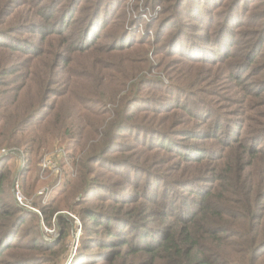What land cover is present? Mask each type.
<instances>
[{
  "label": "trees",
  "instance_id": "obj_1",
  "mask_svg": "<svg viewBox=\"0 0 264 264\" xmlns=\"http://www.w3.org/2000/svg\"><path fill=\"white\" fill-rule=\"evenodd\" d=\"M127 1L0 0V264H59L77 206L70 264H264V0H160L178 23L154 40L133 34ZM185 29L207 46L174 50ZM163 50L195 74L148 77ZM57 142L62 182L40 216L17 204L8 159L23 150L25 192L32 154Z\"/></svg>",
  "mask_w": 264,
  "mask_h": 264
},
{
  "label": "rangeland",
  "instance_id": "obj_2",
  "mask_svg": "<svg viewBox=\"0 0 264 264\" xmlns=\"http://www.w3.org/2000/svg\"><path fill=\"white\" fill-rule=\"evenodd\" d=\"M153 2L155 5V9H151L152 12L147 11V9H146L147 7L143 6L142 2H136V0H128L123 11L120 12V13L127 12V15H126L127 21L131 20V18H133V17H139L140 16V19L143 18V21L141 20V25H139V26L136 25V27L134 29V30H138L139 32H135L133 30V34H136V33L139 34L140 38H144L148 34H150L151 37L149 38V40H154V38L157 34L160 37V31H161V35L163 38V36L165 35L166 32H168V30L171 28V26L176 25L178 23V20L176 17L178 13L177 14L173 13V14H170L166 17L164 15L160 14L162 11H164L166 9V6L170 5V3H166V4L164 3V4L160 5V0H153ZM138 5H140V6H139L138 10H136V8H137L136 6H138ZM149 7H151V6H149ZM140 11H141L140 15H136V13H138ZM181 12H186V11H184V10L179 11V13H181ZM150 13L154 14V16H156V17H163L162 18L163 21L156 22L154 25H152V23H151L149 26H147L146 20H147V16H149ZM185 17L187 19L182 17L184 20V23L188 22L189 26H191V24H198L199 27H197V28L201 29V31L198 33L197 36L198 37L200 36L199 37L200 40L205 39L204 37L206 34L208 37V35L210 33H208L206 31V25L204 23H200V22L192 19L188 14H185ZM185 20H186V22H185ZM137 26L139 29L137 28ZM146 26H147V28H146ZM189 26H187V27H189ZM145 28H146V30L149 29L150 32L146 31ZM192 34L193 33L191 30L185 29L182 32V35L180 36L181 38L179 37L180 39L178 40V42L175 43V44H177V48L174 50L185 51L187 46L186 47L184 46V49H183L181 47V45L184 42H190L193 44V41H190V39H195V42L197 44H200V45H202L205 42L204 41L202 43V41H198L196 39V37L193 36ZM145 39L148 40L147 38H145ZM182 39H184V40H182ZM167 40H168V35L164 39V41L167 42ZM152 42H155L157 47L162 46V41H152ZM204 44H205V46H207L208 43H204ZM151 46H152V49L155 52H157V50L154 49V46L153 45H151ZM153 50H152V52H153ZM160 52H161V50H160ZM165 55H167V53L165 50H163V53H161V55L159 54L152 59L154 64L158 63V60H159V63L163 64V68H160L159 71L151 70V72L146 74L148 77L160 78V80H162L164 83L172 82L173 84L178 85L177 81L178 82L181 81L182 77L186 78L187 76H189L191 74H193V75L195 74L193 69L191 68L190 64H188L186 62H183V64L180 63V60H182V59L178 54H175V55L172 54L174 57H167ZM173 89L177 91L176 88H170V90H173ZM147 92H151V90H149ZM169 99H172V97ZM65 146H66V143L57 142L55 144V146L52 147L50 150H48L47 153L42 158L40 157L41 155L37 156V154H32L33 157L31 159L29 166H28L32 170L30 169L31 172L27 175V178L25 179L26 181L24 182L25 183V188H24L25 192H23V190H22V192L26 198V202L29 203L31 206L33 205L35 208L39 209L40 211H41L40 206L35 205L36 202L37 203L39 202L40 204H45L46 202H48L50 200V198H52V196H54L57 193V192H55V189L62 182L63 171H62L61 163H62V161L65 160V156L67 154V152L65 150ZM8 147L9 146L2 147L0 149V152L2 151L3 148L4 149L7 148L6 150L8 151L9 150ZM56 149L61 150L62 153L57 154ZM11 150H13V151L9 155L10 159H8V160H9V164L12 167L13 172H14V183H15V180H18L20 185H22L24 179H23V177H20V174H21V171L25 168V161L23 162V160H25L24 159L25 155L23 153V150L19 151V149L17 147H12ZM52 150H55V151H52ZM6 154L7 153H3L2 156H0V158L5 156ZM47 154H50L51 156L55 157L54 161H55V163H57V167L59 169H61L62 175H56V174L52 173L50 170H46V171L42 170L41 163ZM67 170H69V163L66 166L65 172H67ZM33 175H35L38 179V181H36L35 183H33V180H32ZM21 181H22V184H21ZM13 187H14V184H13ZM21 189H22V186H21ZM40 191H44L43 194H39ZM12 192H14L13 188H12ZM80 208H81L80 206L75 207V211L70 210L68 208H63L64 210H68L69 212L67 211V213H69L73 218L75 216V218H74L75 227L72 228L71 232L68 235V242H67L68 252L61 257L59 264H68V262L71 260L73 255H76L79 252L78 251L79 242H80V238L82 235V226H81L82 220L80 221L81 218L78 214ZM26 209L32 210L30 208H26ZM63 212H65V211H63ZM63 212H61V213H63ZM78 220L80 221V223L78 222ZM44 226H48V225H45L44 223H42V228L44 231V236H43L44 239L47 241L54 242L60 235L58 224H57L58 235L56 238L49 236L45 232ZM48 227H52V225H49ZM77 239H78V244H77V247L75 248L74 246H75V243L77 242Z\"/></svg>",
  "mask_w": 264,
  "mask_h": 264
},
{
  "label": "built area",
  "instance_id": "obj_3",
  "mask_svg": "<svg viewBox=\"0 0 264 264\" xmlns=\"http://www.w3.org/2000/svg\"><path fill=\"white\" fill-rule=\"evenodd\" d=\"M56 151H57V154L62 153V151L59 150V149H56ZM3 153H8V151L6 149H3L0 152V156H2ZM54 159H55V157L51 156L50 154H47L44 157V159H43V161L41 163V168H42V170H45V171L46 170H50L52 173H54L56 175H62L61 174V169H59L57 167V163H55ZM24 161L25 160H23V162ZM13 191H14V195H15L17 204L19 206H21L23 208H30L34 212H36L37 214L42 216V212L39 209L35 208L33 205L31 206L29 203L26 202V198H25V196H24V194L22 192L21 185H20L18 180H15ZM43 192L44 191H40L39 194H43ZM74 218H75V216H74ZM78 222L80 223L79 220H78ZM44 230L49 236L56 238L57 235H58V228H57L56 218H54V220H53L52 227L44 226Z\"/></svg>",
  "mask_w": 264,
  "mask_h": 264
},
{
  "label": "water",
  "instance_id": "obj_4",
  "mask_svg": "<svg viewBox=\"0 0 264 264\" xmlns=\"http://www.w3.org/2000/svg\"><path fill=\"white\" fill-rule=\"evenodd\" d=\"M77 244H78V239H77V242L75 243V248L77 247ZM71 260L68 262V264H70Z\"/></svg>",
  "mask_w": 264,
  "mask_h": 264
}]
</instances>
